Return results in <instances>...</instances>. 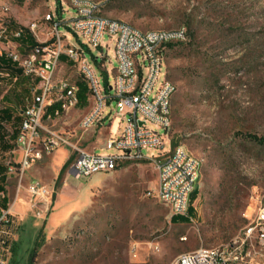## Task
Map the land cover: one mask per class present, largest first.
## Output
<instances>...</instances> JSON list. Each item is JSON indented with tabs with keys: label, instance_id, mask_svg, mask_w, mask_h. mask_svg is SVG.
I'll return each instance as SVG.
<instances>
[{
	"label": "rangeland",
	"instance_id": "obj_1",
	"mask_svg": "<svg viewBox=\"0 0 264 264\" xmlns=\"http://www.w3.org/2000/svg\"><path fill=\"white\" fill-rule=\"evenodd\" d=\"M97 1L102 2L106 16L143 30L188 29L186 41L168 47L167 67L178 87L172 103L171 148L184 145L204 158L199 192L190 194L195 210L186 216L194 220L171 221L170 207L156 195L158 171L152 161L134 160L110 172L78 176L71 172L74 153L59 175L62 164L55 160L56 153L61 148L74 150L63 145L44 154L24 173L27 199L23 203L29 211L24 219L13 215L16 249L10 252L8 264H28L37 241L34 264H171L180 253L219 246L242 234L257 204L264 202V145L249 135L264 134V0ZM72 5L73 0H9L7 16L11 29L28 31L31 21H44L48 12H55L59 20L71 17ZM59 30L66 35L65 42L89 45L87 54L101 85L113 93L109 86L118 66L115 41L105 35L103 46L95 47L64 22ZM51 31L49 23L39 40L28 35L37 42H51ZM29 50L27 45L21 48L24 53ZM103 54L111 74L97 62ZM64 61L62 56L56 77L83 80L78 67ZM166 75L164 67L158 84ZM17 77L0 83V113L8 108L13 117L3 121V128L4 140L14 147L0 146V166L9 176H17V184L9 186L12 198L20 181L17 173H8V166H18L22 158L17 136L12 134L21 125V110L32 105L39 93L33 89L36 83L22 72ZM90 106L88 99L84 104L79 101L75 108L44 123L70 132L72 142L86 150L111 152L104 137L122 131L128 117L116 115L109 107L104 127L85 130L80 121ZM35 182L54 191L49 199L34 201L32 206L27 188ZM2 200L0 195V207ZM254 257L262 263L264 245L254 248Z\"/></svg>",
	"mask_w": 264,
	"mask_h": 264
},
{
	"label": "built area",
	"instance_id": "obj_2",
	"mask_svg": "<svg viewBox=\"0 0 264 264\" xmlns=\"http://www.w3.org/2000/svg\"><path fill=\"white\" fill-rule=\"evenodd\" d=\"M8 1L0 0V57L15 63L24 76L36 83L35 93L39 91L33 104L20 112L22 122L16 144L22 158L18 166L9 164L8 173H17L22 181L28 168L44 154H50L63 145L72 146L76 153L71 172L78 176L110 172L134 160H150L158 171V199L170 207L172 215L187 216L190 194L198 186L204 158L184 145L171 148L172 103L178 87L169 76L167 59L170 44L186 41L188 29L181 26L143 30L124 20L106 16L100 1L73 0L71 17L62 16L59 20L55 12H48L44 21H31L28 31L24 28L13 30L7 16ZM63 22L92 46L102 47L105 35L115 41L118 66L112 71L114 81L109 86L113 93L106 92V87L101 85L87 54L89 45L65 42L66 35L59 30ZM49 23H52L53 40H44L26 53L22 52L23 45L28 44L21 39L30 34L39 40V33L49 28ZM63 55L78 67L88 87L87 99L91 106L80 121L82 129L104 127L109 107L116 110V115L128 117L122 131L110 133L106 138L105 146L113 151L98 153L86 150L72 142L70 132L64 133L44 123L62 116L80 101L78 81L55 75ZM106 56L97 57V62L111 74L107 69ZM164 67L167 75L158 84ZM3 79L15 81L18 77L0 71V83ZM152 150L156 153H151ZM27 190L32 196V206L34 201L49 199L54 191L49 185L37 182L29 185ZM249 219L244 232L229 242L180 253L171 264H263L254 260V248L264 244V202L257 204ZM16 236L15 218L9 208L0 207V264L9 263ZM154 249L158 251L159 245L156 244Z\"/></svg>",
	"mask_w": 264,
	"mask_h": 264
},
{
	"label": "trees",
	"instance_id": "obj_3",
	"mask_svg": "<svg viewBox=\"0 0 264 264\" xmlns=\"http://www.w3.org/2000/svg\"><path fill=\"white\" fill-rule=\"evenodd\" d=\"M21 40L24 43H27L30 48L39 44V42H37L32 36H29V35L24 36ZM178 43H183V42H173L170 44V46H174L175 44H178ZM0 71L10 72L12 77H17V74L22 72V70L20 68H18L15 63H13L12 61H10L9 59H7L5 57H0ZM169 76L171 77L170 73H169ZM78 84H79V93H78L79 99H80V102H82V104H84L87 101L88 87H87L84 80H78ZM12 118H13L12 112L10 111V109L4 108L1 110V113H0V146L3 147L4 149H10V148L14 147L13 144H10L4 140V128H3V121L4 120H11ZM21 122H22V120H21ZM18 133H19V130L15 129L13 131L12 136L16 137L18 135ZM249 135H250L251 139L256 140V141L260 142L262 145H264V134L259 136L257 134L251 133ZM71 161H72V158H70L66 161V163L61 168L59 175H62V173L70 165ZM7 176H8V174L6 172L5 167L0 166V191L5 190L4 182L6 181ZM194 192L196 194H198L199 187H197L194 190ZM3 201H4V206H2V207L8 208L7 203H6L7 198L5 196L3 197ZM194 210H195L194 206L192 204H190L188 212H192ZM171 221L174 223H178V222L183 223V222H188V221L190 222V220L186 216H181V215H172ZM36 241H37V239H36ZM37 244H38V241L36 242V245L33 247L32 251L30 253V256L28 258V264H34L35 263L37 250H38ZM15 249H16V240H13L12 250H15ZM11 263L13 264V262H11Z\"/></svg>",
	"mask_w": 264,
	"mask_h": 264
},
{
	"label": "crops",
	"instance_id": "obj_4",
	"mask_svg": "<svg viewBox=\"0 0 264 264\" xmlns=\"http://www.w3.org/2000/svg\"><path fill=\"white\" fill-rule=\"evenodd\" d=\"M63 57L65 60L64 61L65 64L69 63L67 60V57L64 55H63ZM88 111H89V109L87 110V112ZM85 130H89V129H85ZM61 131H63V130H61ZM63 132L66 133L65 130ZM108 136H109V134L104 138L106 139ZM97 146H95V147H97ZM88 147H89V144H88ZM95 147H93L92 149H94ZM59 150H61V152L56 153L55 160L57 162H59L60 164H62V167H63V165L66 163V161L68 159L74 157L75 152H74V150H71L70 152H67L65 150L66 151L65 152L64 150H62V148ZM92 151H95V150H92ZM41 159H39L37 162H39ZM74 160H75V158H74ZM33 173H34V177H39L38 173H36V172H33ZM15 180H17V176H9L8 175L6 181L4 182L5 190L0 191V195H2V197L5 196L7 198L6 203H7V207L9 208L11 214L15 215V216H19L21 219H24L25 216L27 215L28 211H29V207L23 203L27 199L26 193L23 191V188H22L23 186H25V183L23 182V179H22V181L19 179L20 187H19L18 191L16 192V195L14 196V198H12L11 190L9 189V186H10V184L13 185V183H14V185L17 184ZM3 203H4V201H3ZM261 262L264 264V257L261 259Z\"/></svg>",
	"mask_w": 264,
	"mask_h": 264
},
{
	"label": "bare ground",
	"instance_id": "obj_5",
	"mask_svg": "<svg viewBox=\"0 0 264 264\" xmlns=\"http://www.w3.org/2000/svg\"><path fill=\"white\" fill-rule=\"evenodd\" d=\"M261 245H264V244H261ZM255 258V257H254ZM251 264H253V262H251Z\"/></svg>",
	"mask_w": 264,
	"mask_h": 264
},
{
	"label": "water",
	"instance_id": "obj_6",
	"mask_svg": "<svg viewBox=\"0 0 264 264\" xmlns=\"http://www.w3.org/2000/svg\"><path fill=\"white\" fill-rule=\"evenodd\" d=\"M141 123H143V122H141Z\"/></svg>",
	"mask_w": 264,
	"mask_h": 264
}]
</instances>
